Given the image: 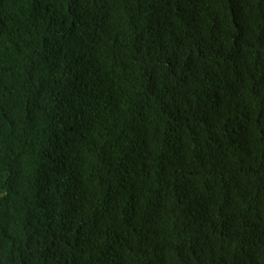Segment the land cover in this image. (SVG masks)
<instances>
[{
	"label": "trees",
	"instance_id": "16d2710c",
	"mask_svg": "<svg viewBox=\"0 0 264 264\" xmlns=\"http://www.w3.org/2000/svg\"><path fill=\"white\" fill-rule=\"evenodd\" d=\"M0 264H264V0H0Z\"/></svg>",
	"mask_w": 264,
	"mask_h": 264
}]
</instances>
